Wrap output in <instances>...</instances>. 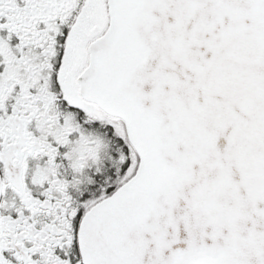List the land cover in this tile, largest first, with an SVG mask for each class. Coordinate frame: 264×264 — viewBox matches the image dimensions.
Returning a JSON list of instances; mask_svg holds the SVG:
<instances>
[{
	"label": "snow or ice",
	"instance_id": "obj_1",
	"mask_svg": "<svg viewBox=\"0 0 264 264\" xmlns=\"http://www.w3.org/2000/svg\"><path fill=\"white\" fill-rule=\"evenodd\" d=\"M0 264H264V0H0Z\"/></svg>",
	"mask_w": 264,
	"mask_h": 264
}]
</instances>
